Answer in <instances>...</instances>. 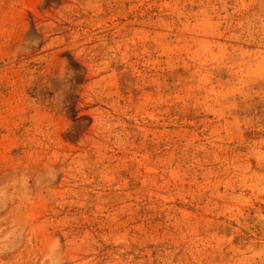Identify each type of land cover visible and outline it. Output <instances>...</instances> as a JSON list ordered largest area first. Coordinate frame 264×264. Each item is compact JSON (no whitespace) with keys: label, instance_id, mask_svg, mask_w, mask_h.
I'll return each mask as SVG.
<instances>
[{"label":"rangeland","instance_id":"rangeland-1","mask_svg":"<svg viewBox=\"0 0 264 264\" xmlns=\"http://www.w3.org/2000/svg\"><path fill=\"white\" fill-rule=\"evenodd\" d=\"M0 264H264V0H0Z\"/></svg>","mask_w":264,"mask_h":264}]
</instances>
